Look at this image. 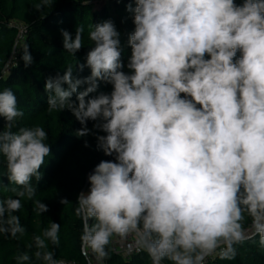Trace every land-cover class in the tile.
<instances>
[{
  "label": "clouds",
  "instance_id": "obj_1",
  "mask_svg": "<svg viewBox=\"0 0 264 264\" xmlns=\"http://www.w3.org/2000/svg\"><path fill=\"white\" fill-rule=\"evenodd\" d=\"M56 2L40 0L36 11ZM116 2L128 14L121 23L133 25L126 40L111 17L90 25L83 62L43 85L46 111L69 112L83 146L93 148L91 136L110 158L76 195L81 254L105 264L119 243L150 264H206L235 260L257 237L264 249V0ZM59 31L64 51L85 48L83 24ZM19 58L33 65L27 43ZM23 117L12 87L0 90V184L15 185L0 198V238L17 241L27 235L16 214L23 201L37 215L50 211L36 196L53 156L45 128L19 126ZM60 229L50 219L15 264H75L56 255Z\"/></svg>",
  "mask_w": 264,
  "mask_h": 264
},
{
  "label": "trees",
  "instance_id": "obj_2",
  "mask_svg": "<svg viewBox=\"0 0 264 264\" xmlns=\"http://www.w3.org/2000/svg\"><path fill=\"white\" fill-rule=\"evenodd\" d=\"M39 3L40 0H0V90L12 87L15 92L18 107L24 112V117L18 121L19 126L38 124L49 134L47 142L52 143L53 156L45 159V175L36 198L48 204L50 211L37 215L31 201H23L24 207L16 214L27 227V235L20 241L0 238V264H15V256L25 250V244L31 241L32 234H39L48 226L50 219L61 225L57 257L74 261L75 264H87L80 251L81 221L74 215L75 199L77 193L87 186V173L100 159L110 158L94 150L95 140L91 136L87 139L93 148L83 146V140L75 136V130L81 125L69 112L54 111L49 114L46 111L43 85L48 75H55L57 71L62 75L68 65L75 67L78 59L83 62L85 52L91 46L88 39L90 25L111 17L123 30L122 40H126V34L132 30L133 25L130 20L121 23L122 18L128 14L125 12V4L117 3L116 0H93L87 8L81 7L74 0H57L52 11L51 8H45L43 13L36 11L35 6ZM101 3L102 6L98 8ZM48 12L47 17L42 19ZM80 24L85 27V48L77 56H73L62 49L59 30L64 28L74 34L75 27ZM20 28L23 29L22 32ZM24 43L30 46L34 57L33 65L28 68L24 67L19 58L20 48ZM87 74V69L81 73ZM88 126L91 128V122ZM5 173L6 169L0 164V174ZM12 187L15 185L9 184L5 178L0 184V198L14 196L10 191ZM61 196L67 197L71 202L61 205L58 202ZM111 247V259L105 264H150L149 258L142 252L125 257L115 251L114 244ZM206 264H264V249L259 247L257 237L256 242L249 241L239 246V254L235 260L211 258Z\"/></svg>",
  "mask_w": 264,
  "mask_h": 264
},
{
  "label": "built area",
  "instance_id": "obj_3",
  "mask_svg": "<svg viewBox=\"0 0 264 264\" xmlns=\"http://www.w3.org/2000/svg\"><path fill=\"white\" fill-rule=\"evenodd\" d=\"M20 31L22 32L23 29L20 28ZM114 248H115V251L121 253V254L124 255L125 257H129V256H131V255L137 253V252H135V250H133V252H132L131 254H126V252H125V248H124V247H121V245H120L119 243H114ZM209 259H211V258H209Z\"/></svg>",
  "mask_w": 264,
  "mask_h": 264
},
{
  "label": "rangeland",
  "instance_id": "obj_4",
  "mask_svg": "<svg viewBox=\"0 0 264 264\" xmlns=\"http://www.w3.org/2000/svg\"><path fill=\"white\" fill-rule=\"evenodd\" d=\"M102 4H103V3H101V4H98V6H97V7H98V8H100V7L102 6ZM111 15H113V16H114V14H111ZM114 17H115V16H114ZM116 24H117V23H116ZM117 26H118V24H117ZM118 28L120 29V31H121V33H122V31H123V30H122V28H120L119 26H118Z\"/></svg>",
  "mask_w": 264,
  "mask_h": 264
},
{
  "label": "water",
  "instance_id": "obj_5",
  "mask_svg": "<svg viewBox=\"0 0 264 264\" xmlns=\"http://www.w3.org/2000/svg\"><path fill=\"white\" fill-rule=\"evenodd\" d=\"M87 187H88V184H87V186H86L85 190L87 189Z\"/></svg>",
  "mask_w": 264,
  "mask_h": 264
},
{
  "label": "crops",
  "instance_id": "obj_6",
  "mask_svg": "<svg viewBox=\"0 0 264 264\" xmlns=\"http://www.w3.org/2000/svg\"><path fill=\"white\" fill-rule=\"evenodd\" d=\"M114 244V243H113Z\"/></svg>",
  "mask_w": 264,
  "mask_h": 264
}]
</instances>
